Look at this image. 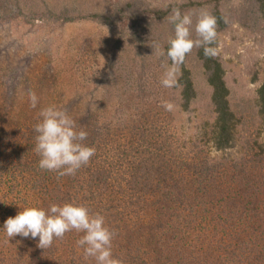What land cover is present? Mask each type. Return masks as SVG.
Masks as SVG:
<instances>
[{
	"label": "trees",
	"instance_id": "16d2710c",
	"mask_svg": "<svg viewBox=\"0 0 264 264\" xmlns=\"http://www.w3.org/2000/svg\"><path fill=\"white\" fill-rule=\"evenodd\" d=\"M227 1L168 0L143 10L135 0H0V25L87 21L119 29L97 60L77 49L50 55L36 71L26 68L28 57L5 66L1 54L0 264H95L84 259L77 245L83 234L74 230L46 250L37 246L39 237L6 236L5 221L22 205L48 208L73 200L106 217L117 233L113 254L126 264H264V142L240 138L241 153L232 158L215 157L207 148L210 141L217 152L229 150L239 134L221 57L194 48L180 66L178 85L169 89L160 83L167 57L152 47L167 52L174 36L168 16L175 6L193 14L209 9L219 36L231 20ZM240 1L253 5L255 20L264 21V0ZM149 11L151 19H144ZM191 56L204 72L215 113L204 140H183L176 118L164 116L171 111L162 106L169 99L187 112L197 100ZM30 91L39 98L36 108ZM96 91L100 106L94 111ZM82 92L86 102L79 99ZM48 106L66 109L88 132L84 143L96 148L74 176L58 178L39 167L34 126ZM257 112L262 131L264 81L257 89Z\"/></svg>",
	"mask_w": 264,
	"mask_h": 264
},
{
	"label": "rangeland",
	"instance_id": "374dc122",
	"mask_svg": "<svg viewBox=\"0 0 264 264\" xmlns=\"http://www.w3.org/2000/svg\"><path fill=\"white\" fill-rule=\"evenodd\" d=\"M83 1L87 0H81V2ZM167 1L135 0L136 3L144 4L142 9H149L154 5L160 6ZM226 4L227 10H225L226 13L231 14V20L227 29L219 34L217 47L231 91L230 103L239 117L240 126L236 145L229 150L217 152L212 148L210 141L207 142V148L211 154L219 158L239 156L242 150L241 139L249 135L256 136L264 142V130L260 131L257 112V89L264 81V21L255 20V16L259 14L253 5L240 0H228ZM243 9H246L249 15H242ZM150 12L143 13L146 14L144 19H151ZM198 14L193 16V29ZM162 26L159 27L158 24L160 30H164L165 26ZM193 34L195 33L193 32ZM118 35V28L87 21H78L65 26L54 21H29L24 25L2 24L0 25V57L1 54L2 57H6V59H1L5 66L8 61L17 66L20 62H25L24 58L28 57L30 63L26 68L31 67L38 71L39 66L50 58V55L61 56L68 54L66 52L72 54V52H77V49L84 50L93 57L92 59H100L108 50L109 44ZM190 66L197 84V100L187 112H182L177 102L173 101L174 110L171 111V115L164 116L176 118L175 123L183 140H204L209 138V135L206 136V134L215 118L210 99L211 89L194 56H191ZM78 96L80 100L87 101L84 92L78 93ZM92 99L95 102L94 108L97 105L99 107L100 95L98 91ZM168 101L170 100L168 99ZM93 110L97 111L96 108Z\"/></svg>",
	"mask_w": 264,
	"mask_h": 264
},
{
	"label": "clouds",
	"instance_id": "9594fccd",
	"mask_svg": "<svg viewBox=\"0 0 264 264\" xmlns=\"http://www.w3.org/2000/svg\"><path fill=\"white\" fill-rule=\"evenodd\" d=\"M182 3L183 0H176L177 5ZM193 16L189 11L182 12L179 6L173 7L168 21L174 26V36L168 40L167 52L162 46L152 44L155 54L167 57L162 63L165 71L160 80L164 88L178 85L180 66L194 48H203L204 55L209 58L219 55V48L214 46L218 37L217 17L204 8L196 16L193 29ZM28 98L30 106L36 108L39 103L36 93L28 92ZM162 106L166 111H173L175 107L170 101H162ZM39 115L41 119L34 126L37 133L34 151L40 157L39 167L55 172L58 178L76 175L96 153L94 145L84 143L88 132L78 127L76 120L64 108L48 106L41 109ZM4 230L10 240L17 235L32 239L39 237L37 246L45 250L52 246L54 240H62L66 233L74 230L83 234L77 245L83 249L85 260L92 259L95 264H126L123 258L113 254L117 233L108 225L106 217L75 200L53 203L48 208L22 205L15 216L5 221Z\"/></svg>",
	"mask_w": 264,
	"mask_h": 264
}]
</instances>
